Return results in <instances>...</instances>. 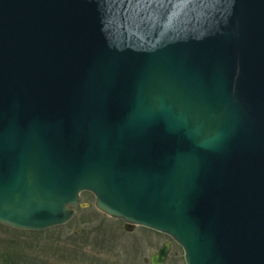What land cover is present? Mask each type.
<instances>
[{
	"label": "water",
	"instance_id": "95a60500",
	"mask_svg": "<svg viewBox=\"0 0 264 264\" xmlns=\"http://www.w3.org/2000/svg\"><path fill=\"white\" fill-rule=\"evenodd\" d=\"M82 191L186 264H264V0H0V224Z\"/></svg>",
	"mask_w": 264,
	"mask_h": 264
},
{
	"label": "rangeland",
	"instance_id": "374dc122",
	"mask_svg": "<svg viewBox=\"0 0 264 264\" xmlns=\"http://www.w3.org/2000/svg\"><path fill=\"white\" fill-rule=\"evenodd\" d=\"M69 206L71 219L43 230L0 224V264H150V256L169 242L165 264H185L183 250L168 235L125 222L95 206L94 196L80 192Z\"/></svg>",
	"mask_w": 264,
	"mask_h": 264
}]
</instances>
